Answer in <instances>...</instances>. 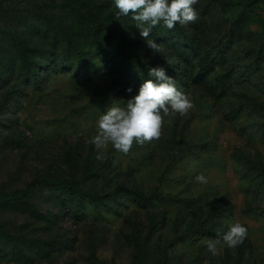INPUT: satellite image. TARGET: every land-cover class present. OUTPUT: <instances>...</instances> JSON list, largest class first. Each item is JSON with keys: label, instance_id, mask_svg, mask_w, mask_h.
Wrapping results in <instances>:
<instances>
[{"label": "rangeland", "instance_id": "rangeland-1", "mask_svg": "<svg viewBox=\"0 0 264 264\" xmlns=\"http://www.w3.org/2000/svg\"><path fill=\"white\" fill-rule=\"evenodd\" d=\"M194 8L153 53L114 0H0V193L40 183L0 204V264H264V0ZM157 66L194 107L96 159L98 119Z\"/></svg>", "mask_w": 264, "mask_h": 264}, {"label": "clouds", "instance_id": "clouds-1", "mask_svg": "<svg viewBox=\"0 0 264 264\" xmlns=\"http://www.w3.org/2000/svg\"><path fill=\"white\" fill-rule=\"evenodd\" d=\"M199 0H114L120 16H131L136 22L139 35L153 53L160 51L155 41L148 39L153 28L161 25L169 30L177 23H195L199 14L195 10ZM148 76L139 86L138 94L127 100L125 107L110 106L97 121L96 135L89 141L98 151L96 159H102L101 150L111 145L115 150L128 154L137 144L159 140L165 117L184 116L194 107L190 97L181 92L163 67H150ZM127 92L131 93L129 87ZM169 123L171 121L169 120ZM198 183H207L203 174L195 177ZM248 229L239 222L231 224L222 237L209 239L207 249L219 255L223 246L236 248L247 238ZM220 246V247H218Z\"/></svg>", "mask_w": 264, "mask_h": 264}, {"label": "trees", "instance_id": "trees-1", "mask_svg": "<svg viewBox=\"0 0 264 264\" xmlns=\"http://www.w3.org/2000/svg\"><path fill=\"white\" fill-rule=\"evenodd\" d=\"M40 185V183H33V184H30L23 192H18V191H15V192H12V193H0V204L2 203H8V202H17L21 199L24 198V193L25 191L29 188V187H34V186H38ZM62 187V186H60Z\"/></svg>", "mask_w": 264, "mask_h": 264}]
</instances>
